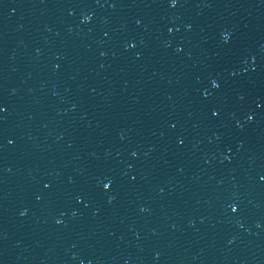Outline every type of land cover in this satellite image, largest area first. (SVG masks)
<instances>
[{
	"label": "water",
	"instance_id": "95a60500",
	"mask_svg": "<svg viewBox=\"0 0 264 264\" xmlns=\"http://www.w3.org/2000/svg\"><path fill=\"white\" fill-rule=\"evenodd\" d=\"M0 104V264H264V0H0Z\"/></svg>",
	"mask_w": 264,
	"mask_h": 264
},
{
	"label": "snow or ice",
	"instance_id": "6c2138e0",
	"mask_svg": "<svg viewBox=\"0 0 264 264\" xmlns=\"http://www.w3.org/2000/svg\"><path fill=\"white\" fill-rule=\"evenodd\" d=\"M168 2L171 4L172 7H176L178 6L180 0H168ZM132 47H135V45H132ZM213 84L216 88H219L220 87V84L216 83L215 81H213ZM7 111V109L2 105L0 104V113H3ZM215 115H219L218 112L214 113ZM254 117H249V119H253ZM100 184L102 186L103 189L105 190H110L113 186V181L111 179H107V180H101L100 181ZM48 187H50V185H47ZM231 209L233 212H237L238 211V206L236 205H230ZM61 221H58V223H60Z\"/></svg>",
	"mask_w": 264,
	"mask_h": 264
},
{
	"label": "clouds",
	"instance_id": "9594fccd",
	"mask_svg": "<svg viewBox=\"0 0 264 264\" xmlns=\"http://www.w3.org/2000/svg\"><path fill=\"white\" fill-rule=\"evenodd\" d=\"M23 214V213H22Z\"/></svg>",
	"mask_w": 264,
	"mask_h": 264
}]
</instances>
